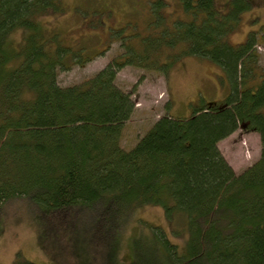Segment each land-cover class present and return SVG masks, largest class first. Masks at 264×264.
Here are the masks:
<instances>
[{
  "label": "trees",
  "instance_id": "1",
  "mask_svg": "<svg viewBox=\"0 0 264 264\" xmlns=\"http://www.w3.org/2000/svg\"><path fill=\"white\" fill-rule=\"evenodd\" d=\"M63 1L0 0V216L8 200L30 198L38 219L60 236H102L93 242L105 257L91 264H107L130 213L157 205L173 233L179 226L186 233L179 250L151 226L146 239L156 242L160 264H264V69L256 48L264 27L228 40L251 1L226 13L215 0H179L185 16L172 19L166 1L153 0L145 33L126 28L117 35L120 53L60 85L59 72L100 54L46 30L41 19L62 13ZM185 55L219 65L226 94L186 117L166 112L121 146L135 102L117 72L132 65L167 75ZM242 123L258 133L260 150L235 171L218 143Z\"/></svg>",
  "mask_w": 264,
  "mask_h": 264
},
{
  "label": "rangeland",
  "instance_id": "2",
  "mask_svg": "<svg viewBox=\"0 0 264 264\" xmlns=\"http://www.w3.org/2000/svg\"><path fill=\"white\" fill-rule=\"evenodd\" d=\"M152 1L64 0L62 13L43 16L41 20L46 30L58 32L63 42L74 46L82 43L93 53L100 51L98 56L84 66H73L70 70L59 72V84L78 82L100 70L110 58L120 53L117 35L126 28L127 31L136 29L145 33ZM165 1V15L172 19L185 16L179 0ZM249 1L251 6L241 13L240 19L228 34L231 43L242 42L250 30L257 31L264 27V0ZM215 2L222 12L232 13L243 0ZM256 48L259 65L264 69L263 39H258ZM222 74L219 65L192 55L176 60L167 75L159 70H146L132 65L121 68L117 72L116 83L131 91L135 102V108L122 130L121 146H132L137 137L166 112L171 116L186 117L193 107L222 98L228 90ZM218 147L233 169L240 171L259 155L258 133L242 123L234 132L221 139ZM29 199L12 198L3 207L0 216V264H13L16 259L22 258L36 264L101 262V254L104 258L106 248L100 246L99 241L94 243L93 240L102 236L95 232H92L93 236L88 235L81 230L72 235L60 236L59 232L47 229L45 223L38 219ZM151 226L163 228L169 240L179 250L183 249L186 233L181 226L177 233H173L162 208L145 205L130 213L128 222L121 227L118 239L109 250L110 262L107 264H160L158 257L161 253L156 242L152 237L146 239L153 232ZM138 234L141 235L131 244V236Z\"/></svg>",
  "mask_w": 264,
  "mask_h": 264
}]
</instances>
